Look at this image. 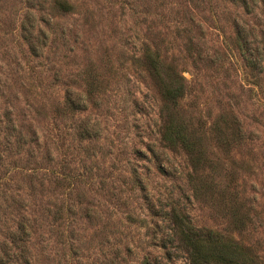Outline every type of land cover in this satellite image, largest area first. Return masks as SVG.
I'll return each instance as SVG.
<instances>
[{
  "label": "rangeland",
  "instance_id": "rangeland-1",
  "mask_svg": "<svg viewBox=\"0 0 264 264\" xmlns=\"http://www.w3.org/2000/svg\"><path fill=\"white\" fill-rule=\"evenodd\" d=\"M172 210L264 264V0H0V264H193Z\"/></svg>",
  "mask_w": 264,
  "mask_h": 264
},
{
  "label": "trees",
  "instance_id": "trees-1",
  "mask_svg": "<svg viewBox=\"0 0 264 264\" xmlns=\"http://www.w3.org/2000/svg\"><path fill=\"white\" fill-rule=\"evenodd\" d=\"M59 8L66 12L72 11V6L66 1L59 3ZM146 59L150 62L155 73L162 66V61L153 53L146 54ZM170 81L164 90V99L169 103H177L185 93L184 78L170 73ZM160 76V75H159ZM161 79V77H160ZM163 138L171 146L181 145L188 155L195 153L194 144L188 139L186 132L175 122H170L166 128ZM171 218L176 227L179 240L188 248L187 252L193 264H260L254 254L249 249L231 237L223 236L214 231H201L193 227L187 215L181 211L172 210ZM23 226L18 227V231L24 230ZM148 264V263H147Z\"/></svg>",
  "mask_w": 264,
  "mask_h": 264
}]
</instances>
